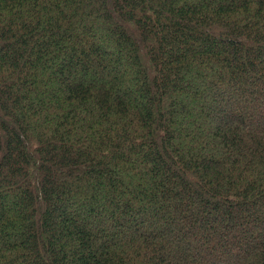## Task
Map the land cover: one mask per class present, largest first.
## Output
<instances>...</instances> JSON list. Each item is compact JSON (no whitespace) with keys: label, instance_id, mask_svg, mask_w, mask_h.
Masks as SVG:
<instances>
[{"label":"trees","instance_id":"obj_1","mask_svg":"<svg viewBox=\"0 0 264 264\" xmlns=\"http://www.w3.org/2000/svg\"><path fill=\"white\" fill-rule=\"evenodd\" d=\"M0 264H264V0H0Z\"/></svg>","mask_w":264,"mask_h":264}]
</instances>
